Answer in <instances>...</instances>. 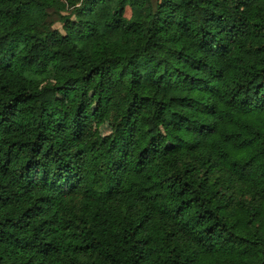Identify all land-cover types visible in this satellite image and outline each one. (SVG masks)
<instances>
[{"label":"trees","instance_id":"1","mask_svg":"<svg viewBox=\"0 0 264 264\" xmlns=\"http://www.w3.org/2000/svg\"><path fill=\"white\" fill-rule=\"evenodd\" d=\"M221 178L264 200V0H0V264H264Z\"/></svg>","mask_w":264,"mask_h":264},{"label":"rangeland","instance_id":"2","mask_svg":"<svg viewBox=\"0 0 264 264\" xmlns=\"http://www.w3.org/2000/svg\"><path fill=\"white\" fill-rule=\"evenodd\" d=\"M126 16L130 15L129 9H126L125 12ZM56 18V16H54ZM53 27L61 29V24L59 21H56L53 24ZM57 77L56 76H51L47 80L40 81L38 84V88L42 85L45 84H52L57 82ZM107 92H102L100 95V98H95L92 93L89 94V100L88 104L86 106V111L88 113L93 112L95 109L96 105H102L104 103V100L107 96ZM78 97V89L77 88H62L60 91L57 93V101L64 106L73 108L76 104V100ZM110 132V126L108 122L104 119L101 120H95L93 124V129H92V134L90 138L87 141L88 148L91 152H96L104 143L106 136ZM160 140L165 143V139L163 138V135L160 136ZM105 167L102 164L101 167L99 168L97 174L102 176L104 174ZM218 174L222 175L221 172ZM228 177H230L228 175ZM232 179V178H231ZM222 182V188L226 190L225 194H232L234 196V199H240V200H245L247 202H255L259 205L261 208V211H264V200H258V196L256 193L251 190V188L245 186L242 182H234L232 185L228 181H224V178H221Z\"/></svg>","mask_w":264,"mask_h":264}]
</instances>
